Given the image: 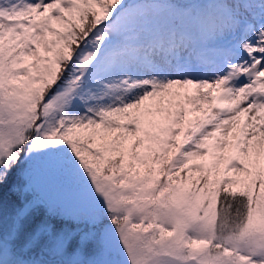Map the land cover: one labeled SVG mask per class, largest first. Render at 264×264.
<instances>
[{"label": "snow or ice", "instance_id": "obj_1", "mask_svg": "<svg viewBox=\"0 0 264 264\" xmlns=\"http://www.w3.org/2000/svg\"><path fill=\"white\" fill-rule=\"evenodd\" d=\"M0 264H264V0H0Z\"/></svg>", "mask_w": 264, "mask_h": 264}]
</instances>
